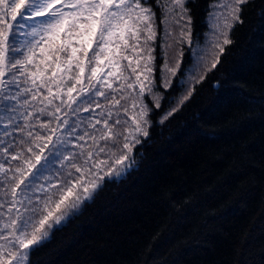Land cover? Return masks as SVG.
I'll use <instances>...</instances> for the list:
<instances>
[{"label":"snow or ice","instance_id":"obj_1","mask_svg":"<svg viewBox=\"0 0 264 264\" xmlns=\"http://www.w3.org/2000/svg\"><path fill=\"white\" fill-rule=\"evenodd\" d=\"M189 2L0 0V264H30V253L79 214L106 178L128 172L162 103L167 111L157 123L190 100L191 87L178 90L199 82L193 74L208 56L216 68L217 53L231 43L219 29L232 25H221L220 6L210 3L202 21L209 32L194 40ZM246 2L224 5L223 19L242 23ZM170 17L178 38L165 27ZM117 107L135 113L130 125L113 119Z\"/></svg>","mask_w":264,"mask_h":264},{"label":"trees","instance_id":"obj_2","mask_svg":"<svg viewBox=\"0 0 264 264\" xmlns=\"http://www.w3.org/2000/svg\"><path fill=\"white\" fill-rule=\"evenodd\" d=\"M216 1L186 3L194 40ZM239 16L216 68L208 61L203 80L178 90L191 87L190 100L157 123L162 103L128 172L106 178L30 264H264V0ZM165 27L178 38L174 22Z\"/></svg>","mask_w":264,"mask_h":264},{"label":"rangeland","instance_id":"obj_3","mask_svg":"<svg viewBox=\"0 0 264 264\" xmlns=\"http://www.w3.org/2000/svg\"><path fill=\"white\" fill-rule=\"evenodd\" d=\"M232 3H233V0H217V1L215 2V4H217V5L220 6V7L217 9V11H218V12H221L223 15H226V14H227V11L223 8V6H224V5H231ZM145 6H147V5H145ZM223 15L221 16V20H220V24H221V25H223L225 22L228 23V24H231V25L234 24L233 21H232L230 18H229L227 21H225V20L223 19ZM171 21L174 22L173 19H171ZM171 21L169 20L168 23H170ZM231 27H232V26H231ZM231 27H230V28L220 27L219 30H220L221 32H226L227 35H228V33H229ZM207 32H209V30H208ZM210 35H211V34H210ZM224 38H225L224 36H219L218 39L222 42V40H223ZM226 38H228V37L226 36ZM193 39H194V38H193ZM200 42H201V46H202V47L205 46V41H204V39H202ZM213 59H214V56H212V55L208 56V57L206 58V62H205V63H204V64H203V65L197 70V73L194 74V77H197L198 75H201L206 69H208L209 66L206 65V64L208 63V61H209V63H211V62L213 61ZM197 79H198V78H197ZM117 98H119V97H117ZM121 103H122V104H125V101H121ZM125 106H128V105H125ZM112 111H113V113H114L113 119H120L122 122H126L127 125H130V124L132 123L131 118H132V116L135 114L132 110H130L128 113H124L122 109H120L119 107H117V108H113ZM166 111H167V110H166ZM109 123L111 124L112 121L110 120ZM127 130H128V128L126 127V131H127ZM131 155H132V153H131ZM131 164L133 165V160L131 161ZM0 211H3V210H0ZM5 215H6V213H5ZM3 222H6V221L3 220V219H0V223H3Z\"/></svg>","mask_w":264,"mask_h":264}]
</instances>
